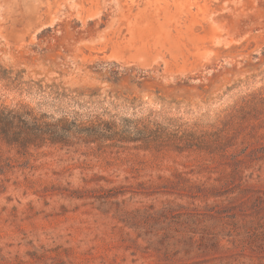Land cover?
<instances>
[{
    "label": "rangeland",
    "instance_id": "1",
    "mask_svg": "<svg viewBox=\"0 0 264 264\" xmlns=\"http://www.w3.org/2000/svg\"><path fill=\"white\" fill-rule=\"evenodd\" d=\"M2 110L0 264H264V0H0Z\"/></svg>",
    "mask_w": 264,
    "mask_h": 264
},
{
    "label": "trees",
    "instance_id": "2",
    "mask_svg": "<svg viewBox=\"0 0 264 264\" xmlns=\"http://www.w3.org/2000/svg\"><path fill=\"white\" fill-rule=\"evenodd\" d=\"M0 113H6V117L4 119H0V129L3 134V137H6L5 135L7 134L8 130L12 128V126L14 125V120L17 119L18 116L12 111L2 110L0 111ZM48 128L49 126L47 125L39 133L38 138L42 144H67L64 137V135L67 133L66 131H62L60 133H53ZM6 166H9V164H7Z\"/></svg>",
    "mask_w": 264,
    "mask_h": 264
}]
</instances>
